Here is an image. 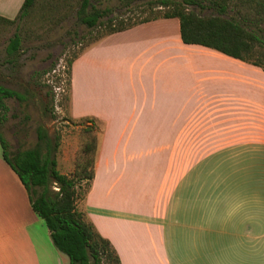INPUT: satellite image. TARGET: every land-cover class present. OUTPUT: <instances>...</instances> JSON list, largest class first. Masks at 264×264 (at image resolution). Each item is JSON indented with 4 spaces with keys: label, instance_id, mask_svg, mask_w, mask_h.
<instances>
[{
    "label": "crops",
    "instance_id": "1",
    "mask_svg": "<svg viewBox=\"0 0 264 264\" xmlns=\"http://www.w3.org/2000/svg\"><path fill=\"white\" fill-rule=\"evenodd\" d=\"M23 1L0 0V17ZM68 114L102 124L83 207L120 264H264L260 68L183 44L178 20L159 19L75 58ZM66 259L0 145V264Z\"/></svg>",
    "mask_w": 264,
    "mask_h": 264
},
{
    "label": "trees",
    "instance_id": "2",
    "mask_svg": "<svg viewBox=\"0 0 264 264\" xmlns=\"http://www.w3.org/2000/svg\"><path fill=\"white\" fill-rule=\"evenodd\" d=\"M112 1L117 3L116 8L107 6ZM136 1L140 3L132 8ZM205 10L212 13L201 15ZM35 14L40 20L56 23L74 17L88 33L103 29L88 47L106 36L140 24L175 18L179 22L183 44L205 47L257 66L264 72V66H258L261 57L264 58V0H24L14 19L0 17V33L15 28L5 47L8 63H13L23 42L28 40L32 32L29 26L36 18ZM83 51L66 63L69 95L64 99L68 102L71 66ZM9 99L23 101L25 96L0 85V126L6 119L8 107L5 101ZM66 121L81 128L80 158L69 175L61 174L57 169L55 156L60 136L51 138L41 126L36 128L35 145L15 153L9 152L0 132L3 159L19 177L53 246L67 257L69 264H120L111 243L97 232L84 207L80 209L77 205L80 193L83 203L94 178L102 124L93 117L79 120L69 117Z\"/></svg>",
    "mask_w": 264,
    "mask_h": 264
},
{
    "label": "rangeland",
    "instance_id": "3",
    "mask_svg": "<svg viewBox=\"0 0 264 264\" xmlns=\"http://www.w3.org/2000/svg\"><path fill=\"white\" fill-rule=\"evenodd\" d=\"M138 3L140 1L134 2L131 7ZM107 6L116 8L117 3L112 1ZM189 9L199 12L195 8ZM210 13L212 11L205 10L201 15ZM34 17L36 18L29 26L32 32L28 40L23 42L13 63H8L5 47L15 28L10 27L6 32L0 33V85L25 96L23 101H5L8 112L0 126V132L8 144L10 153L33 147L37 141L38 126L45 128L51 138L59 135L60 145L55 156L57 169L69 175L80 158L81 128H76V125L66 121L69 119V102L64 98L69 94L65 67L66 63L88 47L103 29L88 33L84 26L76 23L74 17L60 23L40 20L38 14ZM203 150L197 148L195 154L202 153ZM81 197L82 193L77 202L80 209L83 208ZM66 262L68 264V261Z\"/></svg>",
    "mask_w": 264,
    "mask_h": 264
}]
</instances>
